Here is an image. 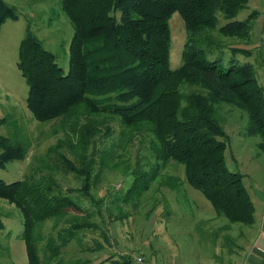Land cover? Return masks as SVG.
Listing matches in <instances>:
<instances>
[{
  "label": "trees",
  "instance_id": "trees-1",
  "mask_svg": "<svg viewBox=\"0 0 264 264\" xmlns=\"http://www.w3.org/2000/svg\"><path fill=\"white\" fill-rule=\"evenodd\" d=\"M248 2L60 0L73 29L68 72L63 74L53 54L27 26L17 61L28 87L26 107L39 123L61 121L70 127L83 150L97 134L100 118H116L121 127L150 134L154 164L149 172L142 167L133 170L132 186L123 202L139 198L172 162L183 166L184 181L217 215L231 224L253 225L254 204L243 175L230 171L225 163L229 136L216 117L221 104L244 110L249 118L248 134L260 137L264 154V85L258 82L254 66L241 59L261 56L260 44L249 46L256 12L237 19ZM175 12L183 20L186 42L182 65L171 70L168 21ZM16 17L15 7L0 0V28ZM4 121L0 119V124ZM8 140L0 137V171L22 160L25 153V147L12 146ZM61 158L80 178L79 188L63 189L52 178L11 183L0 178V199L22 215L20 237L27 264H92L79 259L64 262L61 257L79 232L95 228L89 213L71 215V210H80L73 193L94 201L92 164L77 168ZM168 179L166 185L173 190L183 183ZM94 205L100 213L102 203ZM49 223L44 235L42 229ZM103 235L110 244L107 234ZM96 264L133 263L113 253Z\"/></svg>",
  "mask_w": 264,
  "mask_h": 264
},
{
  "label": "rangeland",
  "instance_id": "rangeland-1",
  "mask_svg": "<svg viewBox=\"0 0 264 264\" xmlns=\"http://www.w3.org/2000/svg\"><path fill=\"white\" fill-rule=\"evenodd\" d=\"M15 7L16 18L7 19L0 28V137L9 139L12 146L25 147L20 161H13L0 171V178L11 183L25 178H52L63 189H77L81 180L63 164V155L74 167L92 164L93 202L73 193L80 210L71 215L82 217L89 213L94 229L78 233L62 252L64 262L90 260L92 264L110 255L127 253L143 262L155 264H244L247 250L257 231L260 208L254 204L255 222L245 226L229 223L215 213L209 202L184 181L183 166L170 162L157 180L139 198L122 201L131 188L133 170L139 167L148 172L154 158L152 136L146 131H132L121 127L118 119L100 118L97 134L87 149L79 147L71 128L61 121L37 122L26 107L28 87L17 68L18 47L25 37L27 26L53 54L65 75L68 72V48L73 29L60 8V0H3ZM262 0H250L237 19L244 20L255 9L249 46L258 44L259 23L263 20ZM220 24L223 23L220 16ZM169 68L182 65L186 31L179 13L168 21ZM260 51V49L258 48ZM257 55V54H256ZM244 59L256 71L264 85V64L261 56ZM187 86L182 89L185 90ZM217 119L229 136L225 163L230 171H239L249 193L256 188L248 178L253 169L264 168V154L260 137L249 135L247 113L232 105L217 106ZM2 149L0 148V153ZM68 166V165H67ZM252 173V172H251ZM168 178H178L176 190L167 187ZM252 187V188H251ZM102 203L101 212L94 204ZM22 215L12 204L0 199V264H27L25 245L20 235ZM51 224L42 229L45 235ZM198 227V230L196 229ZM107 234L110 244L104 239ZM39 256L42 258L41 251Z\"/></svg>",
  "mask_w": 264,
  "mask_h": 264
},
{
  "label": "crops",
  "instance_id": "crops-1",
  "mask_svg": "<svg viewBox=\"0 0 264 264\" xmlns=\"http://www.w3.org/2000/svg\"><path fill=\"white\" fill-rule=\"evenodd\" d=\"M261 5L264 10V0H262ZM252 12L258 13V11L255 9ZM262 17L263 20L258 25V45L260 44L261 35L264 32V15ZM247 172L249 175L246 176L250 178L251 174V178L256 184V188L251 187L252 192L250 197L253 204H256L260 208V213L258 214L259 218L256 220L258 228L256 231V236L253 238L251 245L247 246V250L242 252L244 255L246 254V262L244 264H264V168L254 170L250 165V167L247 169Z\"/></svg>",
  "mask_w": 264,
  "mask_h": 264
},
{
  "label": "built area",
  "instance_id": "built-area-1",
  "mask_svg": "<svg viewBox=\"0 0 264 264\" xmlns=\"http://www.w3.org/2000/svg\"><path fill=\"white\" fill-rule=\"evenodd\" d=\"M260 49H261L262 61L264 64V32L261 35ZM123 256L128 257L133 264H155L153 262H143V260L141 258L135 257L133 255H129L127 253H123Z\"/></svg>",
  "mask_w": 264,
  "mask_h": 264
}]
</instances>
